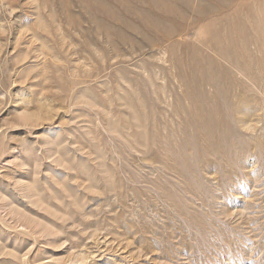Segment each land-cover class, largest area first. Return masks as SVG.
Here are the masks:
<instances>
[{
    "label": "rangeland",
    "instance_id": "rangeland-1",
    "mask_svg": "<svg viewBox=\"0 0 264 264\" xmlns=\"http://www.w3.org/2000/svg\"><path fill=\"white\" fill-rule=\"evenodd\" d=\"M101 1L0 0V264H264V0Z\"/></svg>",
    "mask_w": 264,
    "mask_h": 264
},
{
    "label": "bare ground",
    "instance_id": "bare-ground-1",
    "mask_svg": "<svg viewBox=\"0 0 264 264\" xmlns=\"http://www.w3.org/2000/svg\"><path fill=\"white\" fill-rule=\"evenodd\" d=\"M101 1V0H100ZM103 1V0H102ZM102 1H101V3H102ZM162 0H151V2H152V5H153V7H155L157 10H159V11H161V13L163 14V16H166L167 17V14L168 15H170V16H172V15H174V14H176L175 13V11L173 10H171L167 5H168V3H167V5H164V4H166L164 1H162ZM185 0H183L182 2H184ZM188 1V0H187ZM160 3V4H159ZM184 3H187V2H184ZM226 3V2H225ZM182 4V3H181ZM256 4V3H255ZM151 5V6H152ZM185 5V4H184ZM187 5V4H186ZM262 5V4H261ZM171 6V5H170ZM177 6V5H176ZM190 6V5H189ZM263 6V5H262ZM168 7V8H167ZM179 7V6H178ZM183 7V6H182ZM212 7V6H211ZM152 8V7H151ZM150 8V9H151ZM163 8H164V10H163ZM184 8V7H183ZM186 8V7H185ZM202 8V7H201ZM208 8V7H207ZM206 8V9H207ZM210 8V7H209ZM215 8V7H214ZM187 9H188V7H187ZM253 9V8H252ZM201 10H203V9H201ZM238 10V9H237ZM263 10V9H262ZM186 11V10H185ZM207 11V10H206ZM240 11H242V10H240ZM153 12H156V11H154L153 10ZM168 12V13H167ZM239 12V11H238ZM133 13V12H132ZM179 14V13H178ZM199 15V14H198ZM252 15V14H251ZM256 15V14H255ZM113 17V16H112ZM145 17V16H144ZM156 17H157V15H156ZM143 18V17H142ZM224 18V17H223ZM245 18V17H244ZM154 19H156V18H154ZM160 19H162V18H160ZM173 19H175V21H177L178 19L179 20H181V16L180 15H178L177 17H176V15L174 16V18ZM220 19V18H219ZM232 19V18H231ZM153 20V19H152ZM225 20V19H224ZM257 20V19H256ZM143 21H145V19L143 18ZM160 21V20H159ZM163 21V20H162ZM171 21V20H170ZM223 21V20H222ZM248 21V20H247ZM139 23V22H138ZM163 23H165V22H163ZM187 23V22H186ZM229 23V22H228ZM166 24V23H165ZM148 25H150V24H148ZM167 25V24H166ZM186 25V24H185ZM211 25V24H210ZM135 26V25H134ZM156 26H157V24H156ZM162 26V25H161ZM218 26V25H217ZM222 26V25H221ZM136 27H138V25L136 26ZM164 27V26H163ZM140 28V27H139ZM144 28V27H143ZM159 28V27H158ZM174 27L173 26H171V29H173ZM221 28V27H220ZM137 29V28H136ZM217 29V28H216ZM215 29V30H216ZM143 30V29H142ZM253 30V29H252ZM166 31V30H165ZM207 31V30H206ZM220 31V30H219ZM141 32V31H140ZM264 32V31H263ZM173 33H175V32H173ZM208 33V32H207ZM231 33V32H230ZM143 34V33H142ZM145 34V33H144ZM147 35V34H146ZM214 35V34H213ZM227 35H228V33H227ZM230 35V34H229ZM228 35V36H229ZM212 36V35H211ZM220 36V35H219ZM168 37H169V35H168ZM226 37V36H225ZM224 37V38H225ZM233 37V36H232ZM212 38V37H211ZM147 39V38H146ZM213 39V38H212ZM226 39V38H225ZM243 39V38H242ZM215 40V39H214ZM213 41V40H212ZM222 41H223V39H222ZM239 41V40H238ZM122 43V42H121ZM203 43V42H202ZM238 43V42H237ZM242 43V42H241ZM240 42L238 43V44H241ZM118 44V43H117ZM237 44V45H238ZM217 45V44H216ZM219 45V44H218ZM244 45V44H243ZM234 46V45H233ZM239 46H241V45H239ZM114 47V46H113ZM232 48V47H231ZM237 48V47H236ZM242 48V47H241ZM245 48V47H244ZM210 49H213L212 47L210 48ZM230 49V48H229ZM228 51V50H227ZM214 52V51H213ZM230 53H232L231 51H230ZM227 54V53H226ZM227 55H229V54H227ZM216 57V56H215ZM186 60V59H185ZM198 70V69H197Z\"/></svg>",
    "mask_w": 264,
    "mask_h": 264
}]
</instances>
